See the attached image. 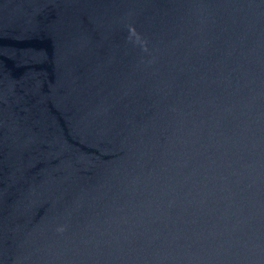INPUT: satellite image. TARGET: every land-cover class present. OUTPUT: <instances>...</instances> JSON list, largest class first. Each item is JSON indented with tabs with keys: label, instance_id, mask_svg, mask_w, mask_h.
Returning <instances> with one entry per match:
<instances>
[{
	"label": "water",
	"instance_id": "95a60500",
	"mask_svg": "<svg viewBox=\"0 0 264 264\" xmlns=\"http://www.w3.org/2000/svg\"><path fill=\"white\" fill-rule=\"evenodd\" d=\"M0 264H264V0H0Z\"/></svg>",
	"mask_w": 264,
	"mask_h": 264
}]
</instances>
